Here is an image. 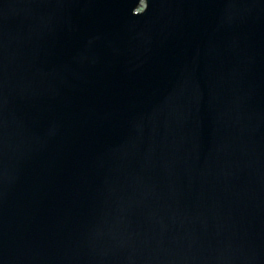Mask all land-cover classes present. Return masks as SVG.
<instances>
[{"label": "water", "instance_id": "95a60500", "mask_svg": "<svg viewBox=\"0 0 264 264\" xmlns=\"http://www.w3.org/2000/svg\"><path fill=\"white\" fill-rule=\"evenodd\" d=\"M0 264H264V0H0Z\"/></svg>", "mask_w": 264, "mask_h": 264}]
</instances>
